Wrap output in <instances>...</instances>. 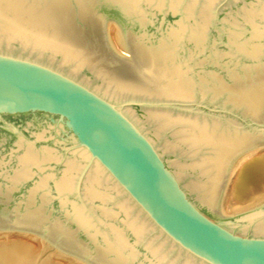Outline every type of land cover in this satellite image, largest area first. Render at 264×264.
Returning a JSON list of instances; mask_svg holds the SVG:
<instances>
[{"label": "water", "instance_id": "obj_1", "mask_svg": "<svg viewBox=\"0 0 264 264\" xmlns=\"http://www.w3.org/2000/svg\"><path fill=\"white\" fill-rule=\"evenodd\" d=\"M0 230L264 264V0H0Z\"/></svg>", "mask_w": 264, "mask_h": 264}, {"label": "bare ground", "instance_id": "obj_2", "mask_svg": "<svg viewBox=\"0 0 264 264\" xmlns=\"http://www.w3.org/2000/svg\"><path fill=\"white\" fill-rule=\"evenodd\" d=\"M27 233L39 236L34 233ZM29 234L0 232V264H88L75 256L65 254L55 247V251L52 254L49 253L48 257L45 254L46 258H41L42 253L45 251L44 244L40 243L43 240Z\"/></svg>", "mask_w": 264, "mask_h": 264}, {"label": "rangeland", "instance_id": "obj_3", "mask_svg": "<svg viewBox=\"0 0 264 264\" xmlns=\"http://www.w3.org/2000/svg\"><path fill=\"white\" fill-rule=\"evenodd\" d=\"M0 232L1 233H8V234H26V235H28L29 233H25V232H20V231H17V230H0ZM29 235H33V234H29ZM33 236H36V235H33ZM37 237V236H36ZM37 238H40V239H42L41 241L42 242H40V239H39V242L40 243H42V244H44V249H45V251L42 253V257L41 258H46V256L48 257L49 256V253H53L54 251H55V249H54V246L52 245L51 246V244L49 243V242H47L46 240H44L42 237H40V236H38ZM48 253V254H47ZM45 254H46V256H45ZM50 254V255H51ZM44 256V257H43ZM39 258H40V256H39ZM42 260V259H41Z\"/></svg>", "mask_w": 264, "mask_h": 264}]
</instances>
